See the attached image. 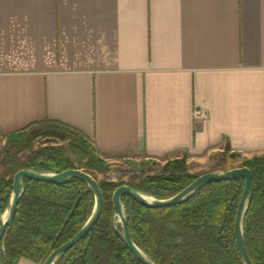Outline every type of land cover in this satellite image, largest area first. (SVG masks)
I'll use <instances>...</instances> for the list:
<instances>
[{"label": "crops", "instance_id": "1", "mask_svg": "<svg viewBox=\"0 0 264 264\" xmlns=\"http://www.w3.org/2000/svg\"><path fill=\"white\" fill-rule=\"evenodd\" d=\"M45 120L109 162L263 155L264 0H0V143Z\"/></svg>", "mask_w": 264, "mask_h": 264}, {"label": "trees", "instance_id": "2", "mask_svg": "<svg viewBox=\"0 0 264 264\" xmlns=\"http://www.w3.org/2000/svg\"><path fill=\"white\" fill-rule=\"evenodd\" d=\"M44 138L66 145L43 144ZM25 153L20 160L19 154ZM238 155L232 154L235 159ZM0 220L12 194L13 177L20 169L60 173L81 169L90 175L104 172L108 161L85 135L63 123L45 120L8 134L0 154ZM241 167L252 172V197L244 221V244L253 264H264V154L244 158ZM198 175L189 171L187 156L167 160L158 174L119 183L98 181L104 202L101 216L80 242L55 264H141L113 229L112 195L123 184L156 199L180 193ZM13 224L0 245V264L22 259L43 264L48 255L69 241L87 222L94 207V194L82 180L72 177L53 184L29 179ZM244 180L211 183L182 204L146 208L128 196L122 203L129 219L133 242L155 264H243L236 245L234 222ZM119 230L121 227L117 226Z\"/></svg>", "mask_w": 264, "mask_h": 264}, {"label": "water", "instance_id": "3", "mask_svg": "<svg viewBox=\"0 0 264 264\" xmlns=\"http://www.w3.org/2000/svg\"><path fill=\"white\" fill-rule=\"evenodd\" d=\"M72 177H76L82 180L92 190L95 200L93 211L83 227L69 241L52 251L43 264H55L58 259H60L72 247H74L85 236H87L98 222L102 213L104 197L98 181L89 173L81 169H68L60 173H41L28 169H20L15 173L13 177L11 199L6 211L1 216L0 245L3 243L6 234L13 224L19 203L25 193V185L23 183L25 179L38 182L61 184L67 182ZM237 178H242L244 180V189L238 202L236 218L234 222L236 245L243 264H253L244 244V221L252 197V172L248 167H239L225 171H213L204 173L198 176L180 193L167 199H156L134 190L127 184H123L116 188L112 195L114 218L118 219L121 225V230H119L117 228L116 222L114 221L113 229L118 237L124 242L127 249L141 264H155L133 242L131 238L129 219L125 207L122 203V197L128 196L135 202L146 208H166L184 203L205 185L231 181Z\"/></svg>", "mask_w": 264, "mask_h": 264}, {"label": "rangeland", "instance_id": "4", "mask_svg": "<svg viewBox=\"0 0 264 264\" xmlns=\"http://www.w3.org/2000/svg\"><path fill=\"white\" fill-rule=\"evenodd\" d=\"M43 144H52V145H66L65 142L48 140L44 138H38L35 140V147ZM4 143H0V154L3 151ZM232 155V154H231ZM230 154L226 152L220 154V156L213 157L209 162H197L192 161L188 164L189 171L195 175H202L204 173L213 172V171H225L233 168L241 167L242 160L238 157L235 159L231 158ZM18 158L23 160L25 158V153L19 154ZM108 168L104 172H93L91 176L97 181L108 180L119 183H128L135 181L140 177L145 175H154L158 174L165 164V162H157L152 160H139L134 161L131 159L126 160H115L108 161ZM1 175L7 174V169L5 166H2L0 169ZM116 225L121 227L120 221L115 219Z\"/></svg>", "mask_w": 264, "mask_h": 264}, {"label": "built area", "instance_id": "5", "mask_svg": "<svg viewBox=\"0 0 264 264\" xmlns=\"http://www.w3.org/2000/svg\"><path fill=\"white\" fill-rule=\"evenodd\" d=\"M193 115L195 120L199 122H203L208 118V113L203 109H195Z\"/></svg>", "mask_w": 264, "mask_h": 264}]
</instances>
